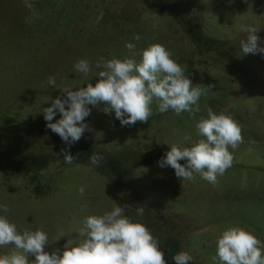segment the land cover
<instances>
[{
    "label": "rangeland",
    "instance_id": "374dc122",
    "mask_svg": "<svg viewBox=\"0 0 264 264\" xmlns=\"http://www.w3.org/2000/svg\"><path fill=\"white\" fill-rule=\"evenodd\" d=\"M167 6L158 11L153 0H0V151L14 158L13 167L0 170V205L9 209L0 215L20 232L45 231L46 252H62L68 239L79 238L84 218L110 211L112 201H147L145 216L126 214L145 222L160 250L174 242L176 254L192 255L190 264H214L217 239L229 227L245 228L264 242V54L245 55L240 48L247 36L242 25L259 28L264 41V0H168ZM195 25L222 47L200 46L192 34ZM127 43L135 45V55ZM154 44L187 67L193 85L213 86L200 97L198 113L161 114L154 102L146 123L122 127L114 113L100 110L103 103L89 105L84 121L89 128L71 145L46 127L42 109L57 96L64 98L57 88L94 86L102 70L95 64L102 58L139 62L142 51ZM81 59L92 65L87 76L74 69ZM50 76L56 88L48 85ZM46 97L50 100L44 103ZM209 107L241 126L243 143L229 147L233 164L216 186L198 174L180 181L172 168L159 167L156 154L165 155L173 144L190 148L202 139L196 124L207 118ZM60 118L57 112L51 122ZM77 143L107 160L130 151L152 154L147 165L133 170L129 184L114 186L107 168L88 170ZM65 151L76 157L73 164L64 162ZM20 159L28 165L25 173L15 172ZM81 186L83 196L77 191ZM13 250L0 247V255ZM172 258L167 264H175Z\"/></svg>",
    "mask_w": 264,
    "mask_h": 264
},
{
    "label": "clouds",
    "instance_id": "9594fccd",
    "mask_svg": "<svg viewBox=\"0 0 264 264\" xmlns=\"http://www.w3.org/2000/svg\"><path fill=\"white\" fill-rule=\"evenodd\" d=\"M260 29L242 25L241 32L247 33L240 41L242 54H264V43L257 35ZM139 41L141 37H134ZM134 53L135 45H125ZM172 54L164 46L154 44L143 50L139 62L135 58L111 59L95 64L98 81L93 86L57 88L64 98L57 96L51 106L43 108L46 127L60 139L71 145L78 142L89 126L84 122L91 109L101 103L105 114L114 113L121 126H132L137 122L146 123L152 117V104H157L161 114L172 110L176 115L188 112L190 116L200 111L199 99L207 87L193 85L187 74V67L181 66L171 58ZM75 71L85 76L92 71L86 59L74 65ZM48 85L56 88L54 77L48 78ZM75 89V90H73ZM46 97L44 103L49 102ZM57 112L60 119L54 123ZM207 118L196 124L197 135L203 137L192 147L181 148L173 144L165 156L158 161L161 168L170 167L181 180H194L198 174L213 186L232 167L234 157L229 151L243 143L242 128L230 116L217 115L209 107ZM186 140L190 137H185ZM76 157L64 152V162L73 164ZM103 157L92 153L89 156L88 170L99 167ZM186 161L185 164L179 161ZM77 167L81 165L77 164ZM79 195L85 194L83 186L78 188ZM109 199V198H108ZM111 200V199H110ZM102 215H89L84 218L79 229L78 239H68L63 251H45L49 245L48 234L40 229L20 232L6 216L0 215V247L12 245L10 254L0 255V264H167L165 254L159 248V241L143 224L133 222L126 214L131 205H118ZM87 208V205L84 206ZM0 210L8 212L7 206ZM144 208L136 209V215L143 216ZM62 237V236H61ZM29 256L34 257L30 260ZM175 264H190L194 257L181 251L172 258ZM214 264H264V242L255 234L241 227L224 230L216 242Z\"/></svg>",
    "mask_w": 264,
    "mask_h": 264
},
{
    "label": "trees",
    "instance_id": "16d2710c",
    "mask_svg": "<svg viewBox=\"0 0 264 264\" xmlns=\"http://www.w3.org/2000/svg\"><path fill=\"white\" fill-rule=\"evenodd\" d=\"M153 4H155L156 8L158 9V11H162L163 9H165L166 7H168V0H153ZM170 12L171 9L169 8ZM192 34L194 36L195 41H197L199 43L200 46L211 49V48H215V49H220L221 43L215 39L212 38H208L205 37L200 30L197 29V26L195 25L194 28H192ZM79 148L81 152V158H87L86 162L88 164L89 162V156L92 153L98 154L100 156H102L99 152H95L92 148H90L87 144H82V143H77L76 144ZM73 149V147H72ZM71 149V150H72ZM6 152H8L6 150ZM14 154V153H13ZM12 154V155H13ZM152 153L148 152V153H142L141 151H138L136 153H131L130 152H126V154L124 155H119L115 160L113 158V160H107V159H103L100 163V168H107L108 172L111 174V177H109V181L114 185V186H118V181H121L123 185L130 183L128 180L132 179V172L135 168L138 167V165H147L148 161V155H150ZM157 156L156 158V163H158V161L161 160V158H163L165 155L161 154L160 152H158L156 154ZM103 157V156H102ZM104 162V164H103ZM181 161H179L180 163ZM12 165L11 167H13L14 165V158L10 157V158H5L3 157V150L0 151V170L9 168L8 166ZM28 165L24 164L23 161L20 159V162L18 161L17 165L14 167L15 172L17 173H25L28 171L27 169ZM127 180V182H126ZM143 207L144 210H147V208L149 207V204L147 203V201H144L143 205H140V202L135 203V204H131V210L129 214H133L136 213V209ZM129 211V210H128ZM146 215V212L144 211L143 216ZM142 216V217H143ZM135 222V221H133ZM138 223H141L144 225L145 222H142V219L140 218V220L138 221ZM178 249V246L174 243V242H168L165 244L164 248L161 249V251L164 252L165 254V259H171L173 256H175L176 251Z\"/></svg>",
    "mask_w": 264,
    "mask_h": 264
}]
</instances>
